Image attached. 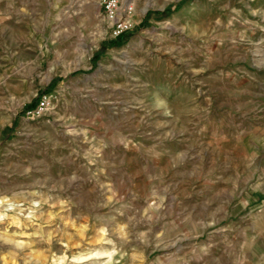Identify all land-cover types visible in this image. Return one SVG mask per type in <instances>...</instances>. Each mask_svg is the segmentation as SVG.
Wrapping results in <instances>:
<instances>
[{
  "label": "rangeland",
  "instance_id": "rangeland-1",
  "mask_svg": "<svg viewBox=\"0 0 264 264\" xmlns=\"http://www.w3.org/2000/svg\"><path fill=\"white\" fill-rule=\"evenodd\" d=\"M99 2L0 0V264H259L264 0Z\"/></svg>",
  "mask_w": 264,
  "mask_h": 264
},
{
  "label": "built area",
  "instance_id": "built-area-1",
  "mask_svg": "<svg viewBox=\"0 0 264 264\" xmlns=\"http://www.w3.org/2000/svg\"><path fill=\"white\" fill-rule=\"evenodd\" d=\"M101 5H105L106 10L109 14V16L111 18H116L118 13H119V0H99ZM126 22H122L120 21L118 24V33L117 34H121L124 31V27ZM48 104V100L46 98H42L41 101L39 102L38 108H37V112L45 109L46 105Z\"/></svg>",
  "mask_w": 264,
  "mask_h": 264
},
{
  "label": "crops",
  "instance_id": "crops-1",
  "mask_svg": "<svg viewBox=\"0 0 264 264\" xmlns=\"http://www.w3.org/2000/svg\"><path fill=\"white\" fill-rule=\"evenodd\" d=\"M260 256H261L262 260L259 262V264H264V253H263V251H261Z\"/></svg>",
  "mask_w": 264,
  "mask_h": 264
},
{
  "label": "trees",
  "instance_id": "trees-1",
  "mask_svg": "<svg viewBox=\"0 0 264 264\" xmlns=\"http://www.w3.org/2000/svg\"><path fill=\"white\" fill-rule=\"evenodd\" d=\"M122 39V36L120 38H118V40Z\"/></svg>",
  "mask_w": 264,
  "mask_h": 264
}]
</instances>
